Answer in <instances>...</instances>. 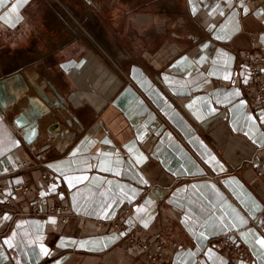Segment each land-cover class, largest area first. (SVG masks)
<instances>
[{"label":"crops","instance_id":"obj_1","mask_svg":"<svg viewBox=\"0 0 264 264\" xmlns=\"http://www.w3.org/2000/svg\"><path fill=\"white\" fill-rule=\"evenodd\" d=\"M166 1L0 0V81L29 85L0 108V264H147L116 218L168 241L156 264H245L226 233L264 264V115L240 57L264 54V0ZM35 110L37 134L16 123ZM43 169L65 213L12 192L53 194Z\"/></svg>","mask_w":264,"mask_h":264},{"label":"built area","instance_id":"obj_2","mask_svg":"<svg viewBox=\"0 0 264 264\" xmlns=\"http://www.w3.org/2000/svg\"><path fill=\"white\" fill-rule=\"evenodd\" d=\"M247 67V71L250 75V86L253 89L261 106L262 113L264 115V54H254L251 51H245L240 55ZM33 166L32 163L18 162L17 168L12 171L22 170ZM11 171V172H12ZM9 173L0 174V189L5 187L3 178ZM257 174L259 177L264 178V169H258ZM41 177L55 190L51 195H43L36 191L30 182H20L12 186V192H15L22 197H28L34 202L32 210L34 212L45 211L48 213H65L69 210V206L61 199V194L65 191V186L62 178L49 169H43L41 171ZM5 205H12L11 198L4 199ZM41 206L45 208L42 210ZM131 207L126 206L124 211H130ZM1 211V209H0ZM66 217H62V221H66ZM110 224L120 232L122 240L126 243L127 247H135L137 249L144 250L146 252L147 264H156L157 260L163 256L169 247V243L166 239H158L155 241L146 240L138 235L136 228L130 227L126 221L116 218L110 222ZM253 224L261 227L262 223L260 217L253 219ZM221 240L225 242L231 251H233L237 257L241 258L245 264H257L255 260L247 253L246 248L241 244L234 236V233H226L222 236Z\"/></svg>","mask_w":264,"mask_h":264},{"label":"water","instance_id":"obj_3","mask_svg":"<svg viewBox=\"0 0 264 264\" xmlns=\"http://www.w3.org/2000/svg\"><path fill=\"white\" fill-rule=\"evenodd\" d=\"M17 82L18 83L16 84L15 93L11 94L7 80L0 81V108H2V110L7 108L10 105V103L14 104L18 100H20L23 92H25L29 88V85L27 83H24L21 80V78H17ZM31 115H34L35 118H31L29 117L28 114L23 113L16 119V123L19 126H26V127L33 126V129L30 132H32L33 134H37L39 133V125H37L38 119L44 116V112L40 110H35L31 112ZM55 127L56 128L59 127V124L56 126L54 125V128ZM52 128L53 126L49 128V131Z\"/></svg>","mask_w":264,"mask_h":264},{"label":"bare ground","instance_id":"obj_4","mask_svg":"<svg viewBox=\"0 0 264 264\" xmlns=\"http://www.w3.org/2000/svg\"><path fill=\"white\" fill-rule=\"evenodd\" d=\"M165 1V0H164ZM165 3V7L167 9H170V10H174L176 9V6L171 2V0H167ZM180 12V11H179ZM175 13V12H174ZM189 23V22H188ZM97 24L100 26V38L102 41V45H104L108 55L110 56V58L118 61L119 63H123L128 57V53L127 51L124 49V48H120L119 46H117L115 44L114 41H112L110 38H109V35H108V31L106 30V28L103 26L102 23H100L99 21L97 22ZM189 25V24H188ZM190 26V25H189ZM192 26V25H191ZM22 93V92H21Z\"/></svg>","mask_w":264,"mask_h":264},{"label":"snow or ice","instance_id":"obj_5","mask_svg":"<svg viewBox=\"0 0 264 264\" xmlns=\"http://www.w3.org/2000/svg\"><path fill=\"white\" fill-rule=\"evenodd\" d=\"M225 78L227 79V78H229V77H225ZM53 190H55V189L53 188ZM145 226H146V225H145ZM5 243L11 244V241H5ZM261 244L264 245V241H261ZM44 251H45V254H47V250L44 249Z\"/></svg>","mask_w":264,"mask_h":264},{"label":"rangeland","instance_id":"obj_6","mask_svg":"<svg viewBox=\"0 0 264 264\" xmlns=\"http://www.w3.org/2000/svg\"><path fill=\"white\" fill-rule=\"evenodd\" d=\"M109 57V56H108ZM110 58V57H109Z\"/></svg>","mask_w":264,"mask_h":264}]
</instances>
